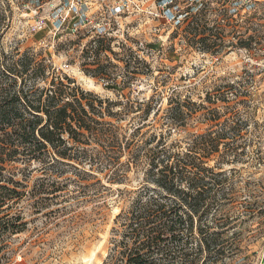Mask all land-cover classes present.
<instances>
[{"label": "rangeland", "instance_id": "1", "mask_svg": "<svg viewBox=\"0 0 264 264\" xmlns=\"http://www.w3.org/2000/svg\"><path fill=\"white\" fill-rule=\"evenodd\" d=\"M176 1L179 6L169 12L164 0H0V44L6 50L33 49L59 75L111 100L118 96L110 81L87 73L94 68L89 47L95 30L108 32L112 54L99 58L106 64L103 54L108 57L106 70L132 101L153 99L166 108L173 91L200 103L207 93L230 89L226 96L239 97L242 114L237 125H227L240 126L233 142L239 156L233 160L227 154L229 161L217 165L216 153L209 162L226 179L227 193L220 201L226 220L215 207L208 214L210 232L220 231L218 224L226 221L227 247L213 264H264V0ZM72 2L78 6L74 15L68 12ZM187 7L197 17L195 38V30L186 29L178 14ZM203 28L213 34L207 43L197 41ZM131 54L143 60L138 71L129 63ZM197 120L187 129L203 133L206 126ZM120 125L131 129L127 121ZM230 138L223 141L228 147ZM16 168V179L22 181L18 189L27 194L18 205L25 228L2 243L0 264H103L115 236V218L128 205L114 190L137 188L142 173H133L120 186L88 167ZM101 185L113 192L101 196Z\"/></svg>", "mask_w": 264, "mask_h": 264}, {"label": "trees", "instance_id": "2", "mask_svg": "<svg viewBox=\"0 0 264 264\" xmlns=\"http://www.w3.org/2000/svg\"><path fill=\"white\" fill-rule=\"evenodd\" d=\"M164 1L169 2V12L179 6L176 0ZM185 9L178 10L184 16L182 24L195 30L196 14L189 13L193 8ZM201 33L197 41L202 43L213 35L205 28ZM107 35L95 30L94 45L89 47L94 68L86 71L93 78L110 81L118 96L115 100L84 91L74 80L56 73L33 49L6 50L0 44V247L25 228L18 205L27 194L18 189L22 185L16 179L18 164H35L44 170L88 167L120 186L133 173L143 175L137 188L114 190L128 205L115 218V236L103 264H213L227 247L222 230L226 221L218 224L220 231L210 232L208 214L215 207L220 219L225 215L226 220L220 201L227 193L226 179L209 162L216 153H220L217 165L229 161L227 154L233 160L239 156V146L233 142L240 126H227L242 119L239 97L229 99L226 95L232 93L226 89L207 93L200 103L173 91L166 108L153 99L132 101L106 70L110 62L104 54H112ZM102 53L108 65L99 58ZM130 57L129 63L138 71L143 60ZM196 118L206 126L203 133L187 129ZM124 121L131 129L120 125ZM230 134L228 147L223 141ZM173 136L177 139L170 141ZM100 187L101 196L107 190L113 192Z\"/></svg>", "mask_w": 264, "mask_h": 264}, {"label": "built area", "instance_id": "3", "mask_svg": "<svg viewBox=\"0 0 264 264\" xmlns=\"http://www.w3.org/2000/svg\"><path fill=\"white\" fill-rule=\"evenodd\" d=\"M68 12L72 15L77 14L78 13V6L77 4H74L73 2L70 4V6L68 7Z\"/></svg>", "mask_w": 264, "mask_h": 264}]
</instances>
